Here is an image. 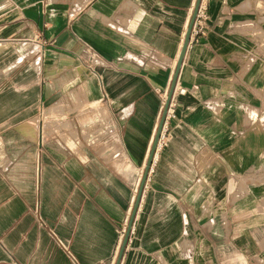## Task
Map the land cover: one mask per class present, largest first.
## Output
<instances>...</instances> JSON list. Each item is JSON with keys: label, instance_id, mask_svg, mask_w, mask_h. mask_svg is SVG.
<instances>
[{"label": "crops", "instance_id": "1", "mask_svg": "<svg viewBox=\"0 0 264 264\" xmlns=\"http://www.w3.org/2000/svg\"><path fill=\"white\" fill-rule=\"evenodd\" d=\"M195 2L0 0V264H264V0H200L174 77Z\"/></svg>", "mask_w": 264, "mask_h": 264}, {"label": "water", "instance_id": "2", "mask_svg": "<svg viewBox=\"0 0 264 264\" xmlns=\"http://www.w3.org/2000/svg\"><path fill=\"white\" fill-rule=\"evenodd\" d=\"M199 5H200V0H196V2L194 4V8H193L191 16H190V19H189V22H188V25H187V28L185 30L183 43L181 45V49H180V52H179V55H178V58H177V68H176V72H175V76L174 77H176L178 68H179V66L181 64V61L183 59V56L185 54V51H186V48H187V44H188L190 36H191V29H192V26H193V22L195 20L196 15H197V11H198ZM173 87H174V80H173V82H172V84L170 86V90H169V92H168V94L166 96V99L164 101V105H163V109H162V112H161L160 120H159L157 129L155 131V134H154L151 146H150V150H149V154H148V157H147V161L145 163L144 172H143V174H142V176L140 178V181H139V188H138V192H137V197H136V200H135V203H134V206H133V210H132V213H131V218H130V221H129V224H128V227H127V230H126V234H125V237H124V240H123V243H122L120 254H121V252L123 250V246L125 244L127 235L129 233V229H130V226H131V221H132L133 215L135 213V210H136V207H137V204H138V201H139V197H140V194H141V191H142V187H143L144 182L146 180V175H147L149 166H150V164L152 162V158H153L155 149H156L157 144H158V140H159L161 129H162L163 120H164L165 113H166V110H167V107H168V104H169V100L171 98Z\"/></svg>", "mask_w": 264, "mask_h": 264}, {"label": "built area", "instance_id": "3", "mask_svg": "<svg viewBox=\"0 0 264 264\" xmlns=\"http://www.w3.org/2000/svg\"><path fill=\"white\" fill-rule=\"evenodd\" d=\"M201 30H202V24H201V22L199 20V12L197 11V15L195 17V20L193 22V26H192V29H191V34L192 33H199V32H201ZM1 41H2V37L0 35V42ZM183 90H184L183 88H179L178 89V92L181 93V92H183ZM172 104L173 103H172V96H171V98L169 100V104H168L167 110H166V113H165V117H164V120H163L162 129H161L160 137H159V140H158V143L159 144L163 140V131L165 129L167 119L169 117H173L174 116V113H173V111L171 109ZM39 222L40 223H43V220L40 217H39ZM49 233L52 236V238L55 240V242L57 243V245L65 251V253L69 256V258H71V260H74V256L70 252V249H69V246H68V242L63 241L60 238H58L56 236L54 230L51 229V228H49ZM13 264H16V263H13Z\"/></svg>", "mask_w": 264, "mask_h": 264}, {"label": "rangeland", "instance_id": "4", "mask_svg": "<svg viewBox=\"0 0 264 264\" xmlns=\"http://www.w3.org/2000/svg\"><path fill=\"white\" fill-rule=\"evenodd\" d=\"M47 114L46 113H43L42 115V121H43V133H44V137H49V136H52V139H62V140H66V138L68 137L66 134V123L65 121H55V118L52 119V118H49L48 116H46ZM59 116H61L62 118L65 117V114H60ZM47 124V125H46ZM52 124V128L50 127V125ZM50 127V128H49ZM70 131H72L74 133V136L75 135V129L74 131L70 129ZM96 136H95V140L97 138H99L102 134H103V131H97L96 133Z\"/></svg>", "mask_w": 264, "mask_h": 264}, {"label": "bare ground", "instance_id": "5", "mask_svg": "<svg viewBox=\"0 0 264 264\" xmlns=\"http://www.w3.org/2000/svg\"><path fill=\"white\" fill-rule=\"evenodd\" d=\"M26 46V45H25ZM27 55V54H26ZM140 178V177H139ZM138 181H139V179H138ZM138 183V182H137Z\"/></svg>", "mask_w": 264, "mask_h": 264}]
</instances>
